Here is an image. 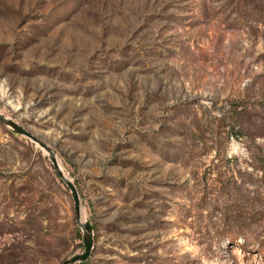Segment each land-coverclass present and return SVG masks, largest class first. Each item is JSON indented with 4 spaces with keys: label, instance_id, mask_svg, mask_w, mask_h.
Returning a JSON list of instances; mask_svg holds the SVG:
<instances>
[{
    "label": "rangeland",
    "instance_id": "rangeland-1",
    "mask_svg": "<svg viewBox=\"0 0 264 264\" xmlns=\"http://www.w3.org/2000/svg\"><path fill=\"white\" fill-rule=\"evenodd\" d=\"M0 115L81 264H264V0H0ZM83 249L0 123V264Z\"/></svg>",
    "mask_w": 264,
    "mask_h": 264
},
{
    "label": "water",
    "instance_id": "water-1",
    "mask_svg": "<svg viewBox=\"0 0 264 264\" xmlns=\"http://www.w3.org/2000/svg\"><path fill=\"white\" fill-rule=\"evenodd\" d=\"M0 123L4 126L10 128L14 133L21 135L27 139H29L31 142L37 144L39 148H41L48 156V160L52 166V169L57 176V178L61 181V183L64 185V187L68 190L69 196L72 202V211L74 214V220L77 225V227L81 230V238L82 243L84 246L83 252L79 255L72 256L66 260H63L60 264H80L84 263L90 256V252L92 250V234L91 229L87 223H81L80 217H81V211L78 201V195L75 190V187L73 184L65 177H63V174L58 168L57 161L53 155V153L48 150L45 146H43L41 143H39L35 138H33L31 135H29L27 132H25L21 127L17 126L15 123L3 118L0 115Z\"/></svg>",
    "mask_w": 264,
    "mask_h": 264
},
{
    "label": "bare ground",
    "instance_id": "bare-ground-1",
    "mask_svg": "<svg viewBox=\"0 0 264 264\" xmlns=\"http://www.w3.org/2000/svg\"><path fill=\"white\" fill-rule=\"evenodd\" d=\"M57 165H58V162H57ZM58 168H59V170H60L59 165H58ZM63 177H65L64 174H63ZM65 178H66V177H65ZM82 220H83V219H82ZM80 222H81V217H80ZM82 222H83V221H82ZM82 222H81V223H82Z\"/></svg>",
    "mask_w": 264,
    "mask_h": 264
},
{
    "label": "trees",
    "instance_id": "trees-1",
    "mask_svg": "<svg viewBox=\"0 0 264 264\" xmlns=\"http://www.w3.org/2000/svg\"><path fill=\"white\" fill-rule=\"evenodd\" d=\"M91 229V228H90ZM81 264V263H80Z\"/></svg>",
    "mask_w": 264,
    "mask_h": 264
}]
</instances>
